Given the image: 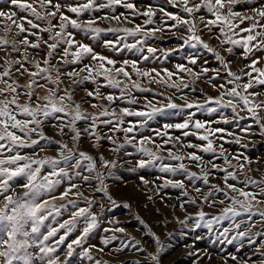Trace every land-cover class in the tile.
Masks as SVG:
<instances>
[{
    "label": "snow or ice",
    "instance_id": "snow-or-ice-1",
    "mask_svg": "<svg viewBox=\"0 0 264 264\" xmlns=\"http://www.w3.org/2000/svg\"><path fill=\"white\" fill-rule=\"evenodd\" d=\"M2 2L0 232L6 247L0 264H72L74 256L107 264L93 250L104 252L109 246L113 254L128 249L144 257L121 264H165L163 256L174 241L167 227L173 221L182 226L181 235L193 237L185 247L215 234L221 247L236 249L226 252L221 264L229 259L264 264V157L248 155L246 142L257 134L264 139V55H257L264 53V0ZM165 38L174 39L175 46L157 44ZM200 50L213 54L215 67L201 60ZM180 51L184 62L172 68L149 66L167 63ZM229 57L246 62L234 70ZM204 83L218 94L205 92ZM77 91L84 92L79 100ZM248 117L251 122L242 126L239 122ZM214 123L235 124L240 132ZM45 124L61 139L48 135ZM85 138L97 149L107 142L109 155L83 150ZM226 143L238 147L229 150ZM48 147L58 154L37 155ZM125 165L140 183L134 191L114 194L112 180ZM144 172L156 175L139 174ZM16 186L23 191L17 193ZM216 205L219 212L205 210ZM121 207L152 242V251L147 240L137 239L109 214ZM141 209L158 217L155 226L165 229L167 243ZM64 213L67 218L60 219ZM78 226L79 234L67 241ZM204 229L205 234L196 231ZM93 238L99 242L90 243ZM246 245L251 254L238 257ZM189 255L195 256L193 264L207 256L199 248Z\"/></svg>",
    "mask_w": 264,
    "mask_h": 264
},
{
    "label": "rangeland",
    "instance_id": "rangeland-1",
    "mask_svg": "<svg viewBox=\"0 0 264 264\" xmlns=\"http://www.w3.org/2000/svg\"><path fill=\"white\" fill-rule=\"evenodd\" d=\"M145 2H152L155 3L156 0H145ZM5 5L3 4L2 0H0V7H4ZM239 7V6H238ZM169 10L171 11H175L174 8L169 7ZM118 11H123L122 8H118ZM23 15V13H21ZM97 15H99V13H97ZM159 15V13H158ZM102 26H104L103 22ZM0 33H2V26H0ZM159 35V34H158ZM77 36L79 38L80 34L77 33ZM204 38L208 39V33H204ZM131 40V38H130ZM85 42H90V41H85ZM213 46H219L218 41L216 39H212L209 41ZM176 41L174 39H169V38H165L161 41H157V44L160 45L161 47H174L175 46ZM97 47L98 51H104L106 54H112L110 52V50H105L102 47H100L99 45H95ZM221 51L223 52V49H221ZM240 49H237V52H239ZM200 57L201 60H205L207 61V63L212 66L215 67L217 62L214 59V56L212 53H208L206 50H200L197 53ZM185 55V53L183 51L178 52V54H174V55H170L169 57V61L167 63H165L163 60H159V61H154L152 62V64H150L149 66H157V67H163V66H167L169 68L173 67V64L175 62H184L183 61V56ZM257 55H264V53H257ZM119 58V57H117ZM230 59L234 60V63L232 65L233 69H237L239 68L243 63H245L246 61L242 58V57H229ZM22 82H23V78H21ZM217 83H222V81H215ZM198 83H201L200 81H198ZM204 91L208 92L211 95H217L218 94V90L217 89H213L211 88L208 84L204 83L202 84ZM89 87H91V85H89ZM102 91H109V89L104 88L102 89ZM198 95H202L200 93H197ZM84 95L83 91H77L75 94V98L77 100H79L82 96ZM178 103L182 102L179 99L177 100ZM85 107H87L88 105L85 104ZM225 114H230V110H224ZM242 116L247 117V113L246 112H241ZM261 115H264V111L261 112ZM197 116L199 118H204V119H213L215 120L216 117L214 114H209V113H198ZM251 122V118L248 117L246 120H242L239 123L242 126H248V124ZM152 127H156L157 124L155 122L152 123L151 125ZM214 127H226L229 128L231 131L233 132H240V129L236 127L235 124L229 123V124H223V123H219V124H215L213 125ZM253 128L256 127V125H252ZM45 131L48 135L50 136H54L55 139L59 140L61 139V136L59 135L58 132L55 131V129L47 124H45ZM145 135L150 134L149 132H144ZM120 135V134H118ZM247 135V134H245ZM122 135H121V139H122ZM191 140H195L196 138L194 136H189L188 137ZM187 138V139H188ZM63 139L69 143V146H71V141L70 139L66 136L63 137ZM247 143H249L250 147L248 149V155L256 157V156H260V157H264V139H262L258 134L253 136L250 140L246 141ZM108 147L107 142L103 143V146L99 149L96 148L95 144L92 143L91 141H89L88 139H83V142L81 144V148L83 150H88L89 152H91L93 155H95L98 151H103L105 152V155H109V153L107 151H105V149ZM225 147L229 148V150H233L235 148H237L238 146L235 144H225ZM131 151V149H129ZM26 151H28L30 154L32 152L31 149H26ZM43 154H47V155H55L58 154L57 150L54 147H48L45 149V151L43 153H37V155H43ZM123 159L131 162L134 158L133 157H122ZM205 158L208 159L209 157L205 154ZM189 164L195 165L193 163H191L190 161H188ZM175 163V162H174ZM256 167V165L254 166ZM261 167H264V165H261ZM139 174H144L147 176H155L156 173L155 172H144V173H139ZM122 176L125 180L129 181L128 185H125L121 182V180L119 179V177ZM138 174L137 173H133L131 171L128 170L127 165L125 166H121V169L118 173V177L116 179L112 180V185H113V191L114 194L116 193H124L125 190H127L128 192L134 191L136 189V186L139 185V181L137 179ZM20 183H22V181H20ZM15 191L17 193H20L23 191L22 187L16 186L15 187ZM85 191L87 192V189H85ZM173 191V194H175V190H171ZM60 202V201H58ZM159 204V201L157 202ZM163 208V205H160ZM109 214L114 215L115 217L119 218L120 221L122 222V226L126 227L129 232L135 236L137 239H144L148 241V244L150 245L149 247V251L153 250V246L152 242L150 240H148L147 237L142 236L141 232L139 231V226L137 224V222L134 219H130V217L127 215V209L121 207L118 209H110L109 210ZM181 214V213H177ZM67 213H64L62 215V217L60 219H66L67 218ZM141 215L144 216V218L146 220H148L150 223L154 224V227L157 228V233H159L161 235V239L167 243L168 242V237L165 235V229L161 228V227H157L155 226V221L158 219V217L152 213L151 211H144L141 209ZM181 225L175 221H173L172 223H170L167 227V231L168 232H172L173 233V238L174 241L172 244H169L168 250H167V254L163 256V259L165 260V264H167L168 261H172L174 260L176 262V264H193V261L195 260V256H190L189 253L194 251L195 247L199 248L201 250H203L204 252L206 251L207 256H210L211 259H208L207 256L202 257L200 264H221V258L226 254V252H230V251H236V249L232 246L229 249H225L227 248L226 244L223 245V247H221L220 243H217L218 245L215 244V246L213 247L212 241L213 239H216V236H212L211 240L208 239L207 236H205V239L202 240V243L204 245V247L200 244L197 245H193L191 247H182L185 245H189L191 240L193 239L192 235H189L187 237L183 236L180 234V230H181ZM171 229H175V230H170ZM177 229V230H176ZM184 231H188V229H183ZM257 227L253 229V231H257ZM198 233L200 234H205L207 232L206 229H204L203 231L201 230H196ZM63 230H61V234H62ZM79 234V226L77 228L76 231H74L72 234H70V236L67 238V241H70L71 239H73L76 235ZM118 236H122L124 234L121 233H117ZM4 238V233L0 232V251L3 250L4 247H6L5 245L2 244V240ZM66 241V243H67ZM98 238H93L90 243H98ZM197 243V242H196ZM257 243H259V241H257ZM170 246H173L174 248H172L170 250ZM218 246V247H217ZM179 247L181 248H185L183 251H181L179 249ZM30 251V250H29ZM66 248L65 246H61V252H65ZM96 257L99 259H102L104 261L107 262V264H121V262L123 261H131V260H142L144 259L143 256H141L140 253L134 251V250H128L125 249L123 250V252L121 253H117V254H113V252L110 250V246L109 248H105L104 252H99L98 250L94 249L93 250ZM238 257H242V256H246L251 254V250L249 249V247L246 245L244 249H241L240 251H238L237 253ZM259 257V253H257L256 256H252L251 258L253 260H256ZM61 259H64V255H61ZM72 259V264H80V261H83V264H89L87 258L85 257H81V256H74ZM114 262V263H113ZM228 264H235L234 261H232L231 259H229Z\"/></svg>",
    "mask_w": 264,
    "mask_h": 264
},
{
    "label": "crops",
    "instance_id": "crops-1",
    "mask_svg": "<svg viewBox=\"0 0 264 264\" xmlns=\"http://www.w3.org/2000/svg\"><path fill=\"white\" fill-rule=\"evenodd\" d=\"M146 132H148V131H146ZM189 139V138H188ZM191 140V139H190ZM186 150H191V149H186ZM207 156H208V154H206ZM165 162H170V163H174L175 161H165ZM176 163V162H175ZM186 163H188V166L193 170V171H198V168H197V166L196 165H192V164H189V162L188 161H186ZM255 166V164L253 165V167ZM257 175V177L259 178V174H256ZM214 180H216L217 182L219 181V179H220V177H219V175L217 176V177H214L213 178ZM231 182V181H230ZM197 183H199V182H197ZM191 210V209H190ZM206 211H208V212H210V213H215V212H219V210H220V206L219 205H216V206H213V207H207L206 206V209H205ZM178 215H181V218H182V213L181 214H178ZM254 219H259V217H254ZM225 223V226L227 225V221H225L224 222ZM257 227V229L259 230V228H260V226L259 225H257L256 226ZM155 230L156 231H158L157 230V228H155ZM170 230H175V229H171L170 228ZM177 230V229H176ZM205 236H207V235H205ZM213 236H215V234L213 235ZM205 239V238H204ZM215 240L216 239H213V241H212V243H214V244H212V246L214 247L215 246V244L216 245H218L217 244V242H215ZM199 242H200V244L204 247V245H203V243H202V240H200V241H197V245L199 244ZM226 246H227V248H225L226 250L227 249H229V248H231L232 246L231 245H227L226 244ZM171 248H170V250L172 249V248H174L173 246H170ZM182 247H185V246H182ZM218 247V246H217ZM196 248V247H195ZM179 249L181 250V251H183L185 248H181V247H179ZM205 253H206V251H205ZM114 263V262H113Z\"/></svg>",
    "mask_w": 264,
    "mask_h": 264
}]
</instances>
